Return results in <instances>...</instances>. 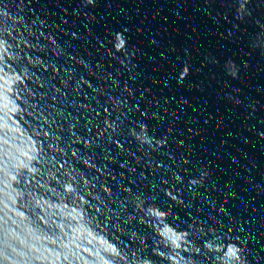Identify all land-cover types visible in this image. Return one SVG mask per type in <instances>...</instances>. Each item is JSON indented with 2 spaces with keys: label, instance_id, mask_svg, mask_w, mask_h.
Masks as SVG:
<instances>
[{
  "label": "water",
  "instance_id": "obj_1",
  "mask_svg": "<svg viewBox=\"0 0 264 264\" xmlns=\"http://www.w3.org/2000/svg\"><path fill=\"white\" fill-rule=\"evenodd\" d=\"M0 264H264V0H0Z\"/></svg>",
  "mask_w": 264,
  "mask_h": 264
},
{
  "label": "snow or ice",
  "instance_id": "obj_2",
  "mask_svg": "<svg viewBox=\"0 0 264 264\" xmlns=\"http://www.w3.org/2000/svg\"><path fill=\"white\" fill-rule=\"evenodd\" d=\"M183 71H186V68H184Z\"/></svg>",
  "mask_w": 264,
  "mask_h": 264
}]
</instances>
